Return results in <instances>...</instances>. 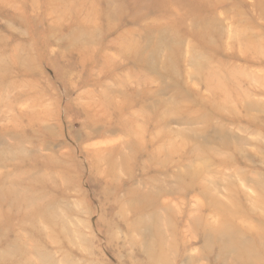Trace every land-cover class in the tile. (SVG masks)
Returning <instances> with one entry per match:
<instances>
[{"label":"rangeland","instance_id":"374dc122","mask_svg":"<svg viewBox=\"0 0 264 264\" xmlns=\"http://www.w3.org/2000/svg\"><path fill=\"white\" fill-rule=\"evenodd\" d=\"M0 264H264V0H0Z\"/></svg>","mask_w":264,"mask_h":264}]
</instances>
